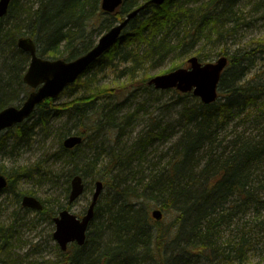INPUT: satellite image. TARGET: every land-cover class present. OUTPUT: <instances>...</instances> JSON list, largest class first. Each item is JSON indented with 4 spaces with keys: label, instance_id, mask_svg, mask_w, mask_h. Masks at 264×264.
<instances>
[{
    "label": "trees",
    "instance_id": "16d2710c",
    "mask_svg": "<svg viewBox=\"0 0 264 264\" xmlns=\"http://www.w3.org/2000/svg\"><path fill=\"white\" fill-rule=\"evenodd\" d=\"M102 1L12 0L0 21V110L15 103L20 93L27 97L31 92L23 79L31 57L17 45L20 38L32 37L39 57L74 61L147 0H125L114 14L102 10ZM242 1L194 0L184 5L167 0L160 7L150 6L59 98L46 99L31 118L0 134V145L18 149L31 146L36 133H54L53 146L44 153L50 156L11 171L0 167V174L10 179L0 196L24 180H34L61 189L68 201L74 176L104 183L87 243L61 252L65 260L60 264H248L264 233V70L260 77H247L264 59V42L234 56L224 49L221 55L229 58V66L217 102L204 105L193 94L176 90H171L177 95L175 105L156 99L161 111L181 107V129L167 134L166 123L160 124L157 116L149 124L157 121L159 126L121 148L126 129L138 121L128 103L136 100L145 106L152 92L161 93L139 73L147 64L162 65L173 56L184 60L197 53L206 61L211 57L207 46L227 41L245 23ZM11 51H19V57L8 58ZM117 59L132 64L121 72L129 76V84L92 90L93 80L83 81L87 73L104 71ZM11 89H17L16 96ZM64 95L67 101L58 104ZM73 135L83 142L66 149L63 143ZM169 135L170 152L162 156L157 149ZM82 156L84 167L76 161ZM25 194L37 196L38 191L15 194L19 207ZM42 202L38 213L53 222L60 210L51 198ZM158 208L164 219L157 222L152 212ZM226 231L230 237L222 243ZM12 233L13 227H0V264H21L13 262Z\"/></svg>",
    "mask_w": 264,
    "mask_h": 264
},
{
    "label": "rangeland",
    "instance_id": "374dc122",
    "mask_svg": "<svg viewBox=\"0 0 264 264\" xmlns=\"http://www.w3.org/2000/svg\"><path fill=\"white\" fill-rule=\"evenodd\" d=\"M193 2L194 0H182L181 3L184 5H191ZM259 3L260 6L257 8ZM241 8L243 9L242 15L244 16L243 21H245V23L241 24L237 34L229 37L227 41H223L222 43L217 42L216 44L207 46V52L211 54V57L206 58V61L201 60L204 64L215 63L217 62V59L224 57V55H221L224 49L229 52V56H234L237 53L245 54L256 48L255 46H257V44L264 42V0H243ZM117 23V21L116 23H113V26H115ZM109 30H106V32ZM18 53L19 51L15 53L11 51L7 57L18 58ZM195 55L198 56L197 53L192 56ZM190 57L191 56L184 58V60H177V57L173 56L164 64L157 65L155 67H151V64H147L146 68L139 73V76L147 75L148 79L151 80L153 77L167 74L174 71L175 69L189 67L187 60ZM262 58H264V56ZM3 63L5 62H2V64ZM131 66L132 64L130 62L126 64L123 61L117 59L113 63V66L108 67L104 71H100L98 68H96L87 73L83 81H85L88 77L89 79L93 80V84L90 87L92 90H97L104 87L119 89V87H124L125 85L129 84V76L126 74L122 75L121 72L128 70ZM263 70L264 59L260 60L253 68L251 74L247 77V80H251L256 76H262ZM2 71L3 70L1 69V76H3ZM85 89L86 88L84 87L82 91ZM154 89L156 91H160L155 87ZM11 90H9V92L15 93L16 96L17 89L13 91ZM160 92V95H156L154 92H152V96L148 97L147 101H145V106H142L139 101L137 103L136 100L128 103V108L132 109V111H136L138 121H136L132 127L126 129V132L123 134L121 139V148H124L125 144L131 142L130 139L132 137H136L137 134L143 133L145 130L146 132L149 131V128H152V126L157 123V121H154L153 123L149 124L150 120H153L154 117L157 116H160L161 118V120H159L160 124H162V121L164 124L166 123L163 128L166 127L168 129L167 134L174 132L176 128L181 129L180 127L183 126V120L181 117L183 112L180 111V106L177 105L175 110L172 112L166 110L161 111L160 109L162 103L164 102L175 105L177 99V95L175 94L176 92L174 93L171 90H164ZM13 95L14 94H11V96ZM128 95H130V93L124 95V97H128ZM27 97L20 93V95L16 97L19 99L12 105L21 107L26 102L25 100ZM68 97L69 96L64 95V97H62L57 103H64L67 101ZM159 97H162V103H159L156 100ZM135 98L136 97L132 99ZM126 112H128V110H126ZM146 121H148V123ZM159 122L156 126H159ZM241 123L243 126L245 121H242ZM171 135L167 136L166 140L161 142L162 144H160L159 148L157 149L160 151L159 154L162 156L164 155L163 153H166V148L170 147L171 145L170 141L172 139L169 138ZM53 137L54 133H36L33 142L30 143L31 146L22 145V147L18 149H14L13 146H8V144L6 146L0 145V167L11 171L14 167L34 165L35 162L42 160L45 158V156H50H47L46 154L44 156V153L46 148H52ZM157 146L158 145L155 147ZM157 150L154 152L151 151L150 154L152 152L155 154ZM84 159L85 156H82V158L76 160L77 165L84 167ZM50 163H53V160H50ZM146 167L151 168V165L146 164ZM144 174L148 175L150 173L145 172ZM94 175L98 177L97 174L94 173ZM94 183L95 182H93V179L91 178L89 181H87V194L80 200V202L71 208L72 212L79 217L85 215L88 211V207L91 204L92 195L95 190ZM35 189L38 191L37 197L40 200L46 199L47 197L51 198L52 204L54 203L57 210L62 211V209L69 207L68 201L64 199L61 189L56 188L55 186L45 187L43 184L39 185L38 182L34 180H24L16 186L13 192H6L0 196V227H13V238L9 240V246L12 248L11 254L13 257V262L18 261L21 264H60L61 261L65 260V257L63 254H61L62 251L59 244H57L54 240L56 223L47 221L46 216L40 215L37 211L35 212L26 208L24 209L16 205L15 194H23L24 192L30 193ZM251 215L252 212H250L245 221L249 220ZM260 235V240L258 243L256 241V247L249 255L248 264H264V233H260ZM224 236L225 239L222 241V243H225V241L230 237L227 236V231L225 232Z\"/></svg>",
    "mask_w": 264,
    "mask_h": 264
},
{
    "label": "water",
    "instance_id": "95a60500",
    "mask_svg": "<svg viewBox=\"0 0 264 264\" xmlns=\"http://www.w3.org/2000/svg\"><path fill=\"white\" fill-rule=\"evenodd\" d=\"M125 0H103L102 10L108 14H114L116 10L124 4ZM167 0H149L142 6L127 14L124 21L117 23L106 32L96 42L95 46L87 51L83 56L68 62L65 60H48L38 56V46L32 37H22L18 40V46L25 53L30 55L31 62L29 69L24 75L25 84L33 91L25 100L21 107L10 106L0 110V134L9 130L32 117L37 106L41 105L46 99L58 98L66 88L75 84L77 80L101 57L117 44V41L128 28L132 20L140 13L149 9L150 6L160 7ZM12 0H0V21L9 12ZM189 68L175 69L173 72L153 77L149 81L150 86L157 90H175L179 92L193 93L199 97L204 105H210L218 101L221 79L227 67L229 59L220 57L216 63L203 64L197 56L190 58ZM83 138L79 135L67 137L64 141L66 149H75L81 145ZM9 185V179L1 173L0 192ZM95 191L92 202L87 213L79 218L69 209L63 210L54 219L56 230L54 240L59 244L65 253L71 244L76 243L80 247L87 242L89 228L96 214V207L105 189L103 181L95 183ZM87 187L82 176H75L71 182V192L69 203L76 204L86 194ZM23 208L34 211H42L43 203L37 197L26 195L22 199ZM152 217L156 221L163 220V212L158 209L152 212Z\"/></svg>",
    "mask_w": 264,
    "mask_h": 264
},
{
    "label": "bare ground",
    "instance_id": "6f19581e",
    "mask_svg": "<svg viewBox=\"0 0 264 264\" xmlns=\"http://www.w3.org/2000/svg\"><path fill=\"white\" fill-rule=\"evenodd\" d=\"M147 2H149V0H147V1H141L140 6L144 5V4L147 3ZM148 10H149V9H147L146 11H148ZM85 53H86V52H85ZM83 55H84V54H83ZM220 88H221V87H220ZM170 146H171V145H170ZM169 148H170V147H167V148H166V153H167V152H170ZM171 150H172V149H171ZM172 151H173V150H172ZM166 153H163V154L166 155ZM164 161H165V162L167 161V157L164 159ZM76 176H77V175H76ZM74 178H75V176L73 177V179H74ZM73 179H72V180H73ZM72 180H71V182H72ZM70 188H71V187H70ZM70 192H71V190H70ZM69 195H70V193H69ZM68 197H69V196H68ZM68 206H69V204H68ZM63 210H65V209H62V211H63ZM62 211H60L59 214H60ZM63 262H64V261H61V263H63Z\"/></svg>",
    "mask_w": 264,
    "mask_h": 264
}]
</instances>
